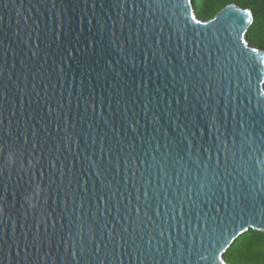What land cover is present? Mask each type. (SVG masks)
I'll return each instance as SVG.
<instances>
[{"label": "water", "instance_id": "obj_1", "mask_svg": "<svg viewBox=\"0 0 264 264\" xmlns=\"http://www.w3.org/2000/svg\"><path fill=\"white\" fill-rule=\"evenodd\" d=\"M0 0V264H227L264 233L250 10Z\"/></svg>", "mask_w": 264, "mask_h": 264}, {"label": "trees", "instance_id": "obj_2", "mask_svg": "<svg viewBox=\"0 0 264 264\" xmlns=\"http://www.w3.org/2000/svg\"><path fill=\"white\" fill-rule=\"evenodd\" d=\"M229 5L252 12L254 21L246 40L252 47L264 51V0H194L193 8L198 20L208 22ZM225 260L227 264H264V233L249 230L240 236Z\"/></svg>", "mask_w": 264, "mask_h": 264}]
</instances>
